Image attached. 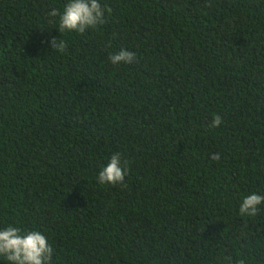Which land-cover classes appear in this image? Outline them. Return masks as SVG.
Segmentation results:
<instances>
[{"label": "trees", "instance_id": "trees-1", "mask_svg": "<svg viewBox=\"0 0 264 264\" xmlns=\"http://www.w3.org/2000/svg\"><path fill=\"white\" fill-rule=\"evenodd\" d=\"M99 2L61 34L68 0H0V229L40 231L50 264H264V203L239 214L264 195V0Z\"/></svg>", "mask_w": 264, "mask_h": 264}, {"label": "clouds", "instance_id": "clouds-1", "mask_svg": "<svg viewBox=\"0 0 264 264\" xmlns=\"http://www.w3.org/2000/svg\"><path fill=\"white\" fill-rule=\"evenodd\" d=\"M105 12L106 6H102L99 0H68L62 12L52 9L49 16H59L57 29L61 34L65 31L83 34L89 29L103 25L106 22ZM50 44L53 50L63 52L66 48V43L61 38L59 40L52 38ZM135 59L136 54L125 49L109 55V60L113 65L131 64ZM221 123V117L216 115L211 127H218ZM220 158V153L211 156L213 161H219ZM126 174V164L122 166L121 154L117 152L99 172L97 180L101 185L123 184ZM262 203H264V195L250 194L242 200L239 214L255 216ZM53 251L47 237L40 231L25 232L11 225L0 229V257H3L8 264H50ZM227 260L228 264H232L231 257ZM235 264H246V262L244 259H239L235 261Z\"/></svg>", "mask_w": 264, "mask_h": 264}]
</instances>
